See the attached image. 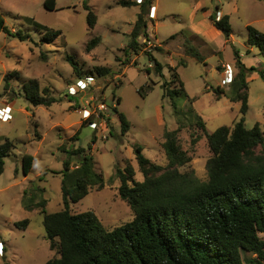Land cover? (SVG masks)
Masks as SVG:
<instances>
[{"label": "rangeland", "instance_id": "obj_1", "mask_svg": "<svg viewBox=\"0 0 264 264\" xmlns=\"http://www.w3.org/2000/svg\"><path fill=\"white\" fill-rule=\"evenodd\" d=\"M45 1L0 0V13L8 29L29 36L22 42L18 37L0 33V111L12 108L8 121L0 118V138L13 144L0 179V264H47L60 257L59 246L51 249L45 237L41 210H26L23 196L25 190L34 186L41 190L36 202L47 200L48 214L61 211L63 162L70 160L75 168L78 158H72L71 152L78 147L95 158L104 186L91 189L85 199L73 204L72 213L94 212L108 230L134 219L133 211L120 198L117 172L131 165L135 181L145 180L134 153L137 145L144 147L143 154L152 163L167 168L164 134L178 130L179 123L173 113V101L164 98L163 85L172 81L170 68L177 67L181 60L187 62V66L178 68V74L188 98L175 99L180 110L188 112L194 108L210 134L222 127L233 128L242 118L247 129L259 124L264 133L263 78L255 73L247 79L249 110L245 116L240 102L216 94L218 88L230 90L226 79L231 76L227 75L229 69L233 79L239 73L236 49L247 67L264 69V57L247 43L248 26L264 33V0H156L153 4L158 7V17L154 9L156 19H150V8L146 19L149 29L155 32L152 41L161 45L163 51H149L146 40L139 39L137 53L130 49V32L140 13L138 7L119 6V0H56V10L51 11L45 7ZM85 3L98 17L92 31ZM199 5L202 7L195 12ZM218 8L231 19L233 36L229 42L218 31H211L206 16ZM32 22L62 34L51 41L52 35L47 37V32ZM198 34L203 38L195 37ZM96 38L101 39L100 44L88 51L89 43ZM188 48L198 51L202 62L191 57ZM148 53L163 65L165 78L156 73ZM68 57L77 62L81 78ZM97 67L111 71L98 77ZM14 73L19 78L10 77ZM89 76L95 80L92 85L84 91L77 90L76 95L68 94L71 87ZM31 80H37L41 91L47 89L48 95L58 102L49 108L34 107L26 100L23 88ZM176 82L170 86L179 88ZM148 86L154 89L149 90ZM116 109L131 124L126 134H122ZM85 110L91 113L88 120L84 119ZM97 120L94 129L90 122ZM203 130L193 121L187 122L178 134L183 150L192 160L180 171L192 172L200 182L208 181L207 164L213 157ZM192 136L199 137L196 145ZM256 153L264 154V146H259ZM25 155L35 159L27 177L22 164ZM26 219L30 220L27 229L19 228L18 224ZM251 257L243 254L244 261Z\"/></svg>", "mask_w": 264, "mask_h": 264}, {"label": "trees", "instance_id": "obj_2", "mask_svg": "<svg viewBox=\"0 0 264 264\" xmlns=\"http://www.w3.org/2000/svg\"><path fill=\"white\" fill-rule=\"evenodd\" d=\"M156 0H144L138 4L135 0H119L122 7H140L137 21L130 34V49L139 51V39L146 42L150 36L146 14ZM56 0H46L45 7L55 11ZM88 14L89 30H94L98 17L85 3ZM219 10L210 15L215 29L227 42L233 36L229 15L217 19ZM39 30H45L53 41L62 33L51 31L32 22ZM247 43L264 57V33L257 28L247 27ZM0 33L18 37L20 41L29 39L21 31L11 32L0 13ZM101 42L93 39L87 50L91 51ZM162 52V47L155 48ZM187 53L202 62V56L194 48ZM156 73L165 78L163 65L151 53ZM239 68L238 75L229 84L230 90H216L218 96L224 95L231 102L241 103V113L245 116L249 110V83L252 74L264 79V69L247 67L241 60L240 51L234 52ZM67 60L74 72L80 77L82 71L72 57ZM187 66L181 60L177 67L170 69L173 79L163 85L164 98L173 101L174 116L179 129L166 131L163 148L168 161L167 168L151 162L144 154V147L137 145L134 153L140 172L145 180L135 181V170L129 165L118 170L120 198L134 213V219L113 230L104 227L94 212L73 214L71 206L85 199L91 189L103 188L104 178L96 171V161L85 149L78 147L71 152V157L78 158V165L73 168L72 161L63 162L62 196L63 209L54 214L46 211L47 200L36 202L40 191L34 186L24 191L23 206L28 211L40 209L44 215L43 224L46 239L51 249L60 248V257L47 264H264V154L258 155L256 149L264 146V133L259 124L247 129L245 118L236 122L233 128L222 127L214 133H208L203 118L193 108L188 112L179 109L176 98H188L185 85L178 74L179 67ZM111 71L107 67L95 69L98 77H104ZM93 76V74H90ZM17 77V73L10 77ZM9 76L6 87L10 86ZM88 77V76H87ZM90 77V76H89ZM81 78V77H80ZM177 81V82H176ZM174 82L179 88L171 87ZM24 96L34 107H51L58 100L48 95V90L41 91L37 80H31L24 87ZM149 90L154 87L148 86ZM217 96V97H218ZM219 98V97H218ZM194 99L191 100V102ZM193 103V102H192ZM120 104V103H119ZM122 125V134L130 131L131 124L125 114L115 110ZM196 123L203 128L213 157L207 164L208 181H198L192 172L182 173L192 160L183 150L179 131L186 128L187 122ZM196 145L199 137H193ZM78 140V139H77ZM13 144L0 138V179L5 172L6 159L11 155ZM34 157L22 158L23 171L27 177L32 171ZM32 192L30 198H26ZM30 220L26 219L18 227L27 229ZM243 254L252 257L244 261Z\"/></svg>", "mask_w": 264, "mask_h": 264}, {"label": "built area", "instance_id": "obj_3", "mask_svg": "<svg viewBox=\"0 0 264 264\" xmlns=\"http://www.w3.org/2000/svg\"><path fill=\"white\" fill-rule=\"evenodd\" d=\"M143 2H144V0H137L138 4H142ZM154 9L155 8L152 6L151 7V13H150V19L151 20L155 19V16L153 14ZM217 19L218 20L221 19V16L219 14H218ZM152 40H153V37H150L149 40H147V48H148L149 51H151L153 48L158 47L157 46L158 44L154 43ZM229 71H231V70L229 69ZM229 71L227 72V75H231V76H228L226 79L228 80V83L230 84L232 82V80H233V76H232V73L229 72ZM94 81L95 80L92 77L86 78L85 81H80L76 87H71L68 94L69 95H76L77 94V90H82V91L86 90L90 85H92V83ZM85 112H87V113H86L84 119L88 120L90 118V116H91V113L89 111H87V110H85ZM11 113H12V108L11 107H9L7 109L5 108L3 111H0L1 120L8 121L10 119ZM98 121L99 120H97L95 122H90V124L92 125V127L94 129L97 128Z\"/></svg>", "mask_w": 264, "mask_h": 264}, {"label": "crops", "instance_id": "obj_4", "mask_svg": "<svg viewBox=\"0 0 264 264\" xmlns=\"http://www.w3.org/2000/svg\"><path fill=\"white\" fill-rule=\"evenodd\" d=\"M139 9H140V7L139 6H137ZM153 7L157 10V15H156V17H158V7L156 6V5H154L153 4ZM202 6H198L197 7V9L195 10V12H198L199 11V9L201 8ZM219 9V8H218ZM207 12V11H206ZM210 15H211V13L209 14V13H207L206 14V16L207 17H209V21H210V25H211V31H215L216 29H215V27L213 26V24H212V22H211V20H210ZM219 15L222 17V16H225L221 11H220V9H219ZM156 19V18H155ZM135 25V24H134ZM134 25H133V27H134ZM132 31H133V28H132V30H131V32H130V34L132 33ZM217 31V30H216ZM219 32V31H218ZM148 33H149V36L150 37H155L154 35H155V32L154 31H151L149 28H148ZM220 34H221V32H219ZM219 34V35H220ZM222 35V34H221ZM195 37H201V38H203V36H201L200 34H198V35H195ZM156 39V38H155ZM205 39V38H204ZM160 47H161V45H159ZM163 49V48H162ZM163 51V50H162ZM171 68H173V67H171ZM170 68V69H171Z\"/></svg>", "mask_w": 264, "mask_h": 264}]
</instances>
